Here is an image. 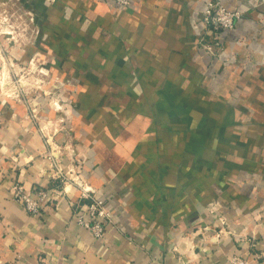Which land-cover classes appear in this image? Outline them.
Listing matches in <instances>:
<instances>
[{"label": "crops", "instance_id": "obj_1", "mask_svg": "<svg viewBox=\"0 0 264 264\" xmlns=\"http://www.w3.org/2000/svg\"><path fill=\"white\" fill-rule=\"evenodd\" d=\"M23 1L52 40L42 46L72 52L60 61L76 88L68 125L0 94V264H227L238 253L260 264L264 0H220L246 15L211 40L214 56L199 45L207 0H134L131 11ZM73 165L116 211L103 239L78 223L88 201L58 174ZM16 184L46 192L39 216L14 198ZM211 203L235 236L215 238Z\"/></svg>", "mask_w": 264, "mask_h": 264}, {"label": "rangeland", "instance_id": "obj_2", "mask_svg": "<svg viewBox=\"0 0 264 264\" xmlns=\"http://www.w3.org/2000/svg\"><path fill=\"white\" fill-rule=\"evenodd\" d=\"M216 1L225 9V13H238L241 16L240 21L245 20L244 11L229 8L220 0ZM132 6L133 4L130 9L123 10L131 11ZM204 10L197 18L203 28L199 45L212 48V52L206 50L208 54L214 56L217 52L213 42L216 43L218 40L222 42L220 34L224 33V30L212 25L208 27L207 35L203 20ZM36 15V11L23 0H0V94L23 104L34 114H37L39 108L54 112L55 116L47 119L53 126L55 123H52V119L55 118L57 122L68 125L72 121L67 118V113L64 114L73 104L70 95L76 86L72 82V67L64 65L63 61L66 60L60 59L70 58L72 52L47 50L42 46L51 43L52 40L41 34L40 18ZM206 36H209V41L206 40ZM68 148L65 147L67 150Z\"/></svg>", "mask_w": 264, "mask_h": 264}, {"label": "built area", "instance_id": "obj_3", "mask_svg": "<svg viewBox=\"0 0 264 264\" xmlns=\"http://www.w3.org/2000/svg\"><path fill=\"white\" fill-rule=\"evenodd\" d=\"M115 3L121 9H130L134 0H114ZM203 20L206 27V34L209 35V26H218L224 32H231L235 27L236 23L241 20V16L238 13L227 14L225 9L216 0H209L207 6L203 12ZM204 49L211 51L212 48L205 45L202 46ZM212 52V51H211ZM58 107V105H57ZM59 109V107H58ZM57 109V110H58ZM62 152V149L58 146L55 149V153ZM72 152V150H70ZM50 151L46 154V157L54 162L56 165V155ZM75 166L69 169V176L63 174L61 169H58V174L62 178L65 184L70 181L77 186L81 191V198L88 201L85 214L78 217V223L90 231L95 238L103 239L109 230L118 229L119 224L116 219V211L109 207L107 204L106 196L97 190L90 184H85L77 178H73L75 173ZM73 174V175H72ZM14 198L21 204L23 209L32 216H39L41 211V202L47 198V194L44 191H39L35 195L26 192L22 185L16 184L14 186ZM66 190V187L64 188ZM211 210L213 213L218 214V221L220 222V228L215 233V238L218 240L224 236H235L234 232L227 226V218L221 215L218 211L221 210L219 203H211ZM209 228H205L208 230ZM253 245V244H252ZM255 245H253L254 247ZM259 259H263L260 264H264V253L258 255ZM252 257L247 253H238L233 255L227 264H253ZM147 264H153L151 262Z\"/></svg>", "mask_w": 264, "mask_h": 264}]
</instances>
